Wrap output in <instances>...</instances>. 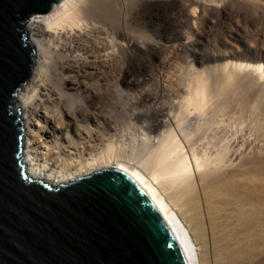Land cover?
I'll return each mask as SVG.
<instances>
[{
  "label": "bare ground",
  "instance_id": "6f19581e",
  "mask_svg": "<svg viewBox=\"0 0 264 264\" xmlns=\"http://www.w3.org/2000/svg\"><path fill=\"white\" fill-rule=\"evenodd\" d=\"M239 1L60 0L27 19L35 67L11 108L27 175L56 187L116 168L185 264H264V67L235 58L249 30Z\"/></svg>",
  "mask_w": 264,
  "mask_h": 264
},
{
  "label": "water",
  "instance_id": "95a60500",
  "mask_svg": "<svg viewBox=\"0 0 264 264\" xmlns=\"http://www.w3.org/2000/svg\"><path fill=\"white\" fill-rule=\"evenodd\" d=\"M60 0H0V264H185L147 193L116 168L56 187L28 176L12 96L31 74L25 19Z\"/></svg>",
  "mask_w": 264,
  "mask_h": 264
},
{
  "label": "rangeland",
  "instance_id": "374dc122",
  "mask_svg": "<svg viewBox=\"0 0 264 264\" xmlns=\"http://www.w3.org/2000/svg\"><path fill=\"white\" fill-rule=\"evenodd\" d=\"M150 12L154 13L155 18L157 19V22L159 23L168 22L171 19L170 14H169V9H167L166 6L154 7L153 9L150 10ZM234 12L235 13L238 12V13H241L243 16H246V26L250 30V31L249 30L246 31V33L243 31L244 38H242V40L235 41L236 44L234 46V49L237 50V57H235L236 60L245 61L250 64L261 63V65L264 67V41L255 40L257 33H259L260 37L264 38V27L262 26L263 23H262L261 17L259 16V14L264 12V0L259 1L258 3H248V4L244 3V0H240L239 2H237V4H235ZM27 37H29L28 33H27ZM138 65L139 64L137 63H132L129 67V70L132 71V70L137 69L136 67H140ZM34 67L35 66L33 64L32 70L34 69ZM26 82L27 80L25 81V83ZM22 85L20 86V88L22 87ZM102 111L104 115L109 114L105 112L104 108L102 109ZM116 117L118 119V116ZM118 122H121V121H118ZM117 126L119 128L123 127L121 123H118ZM112 145H114V153L116 155L125 156V154L128 153L127 151L129 148L126 145V143H120V141L116 140V141H113ZM222 208L223 210L221 214L224 215L222 220L223 221L227 220L228 223H231L232 220L234 219V215L237 213L235 212L236 208L234 207V205H227Z\"/></svg>",
  "mask_w": 264,
  "mask_h": 264
},
{
  "label": "snow or ice",
  "instance_id": "6c2138e0",
  "mask_svg": "<svg viewBox=\"0 0 264 264\" xmlns=\"http://www.w3.org/2000/svg\"><path fill=\"white\" fill-rule=\"evenodd\" d=\"M25 19V21L27 20V18H24ZM33 19H35V17H33Z\"/></svg>",
  "mask_w": 264,
  "mask_h": 264
}]
</instances>
